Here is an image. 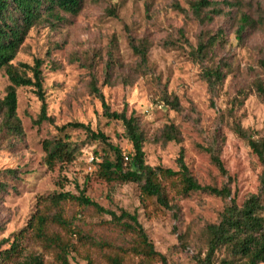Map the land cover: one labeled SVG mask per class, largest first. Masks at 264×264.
Returning <instances> with one entry per match:
<instances>
[{
    "label": "rangeland",
    "instance_id": "rangeland-1",
    "mask_svg": "<svg viewBox=\"0 0 264 264\" xmlns=\"http://www.w3.org/2000/svg\"><path fill=\"white\" fill-rule=\"evenodd\" d=\"M197 1L81 0L77 13L60 10L53 18L44 14L29 29L12 62L33 66L36 59L40 61L51 120L36 123L41 101L32 87L17 88L16 112L23 135L13 136L0 127V251L8 247L6 239L25 227L39 197L66 191L78 195L83 189L105 209L135 212L166 264H199L205 257V227L217 221L226 200L202 191L181 194L169 189L173 208L150 204L145 211L135 183L108 184L97 178V162L107 151L101 142L82 129L58 131L67 122H82L104 133L124 154L132 150L122 123L103 115L101 101L91 90L93 83L110 110L126 107L127 115L133 112L137 117L147 164L176 170L182 150L200 184L228 185L239 205L259 192L262 166L234 126L239 124L252 140H264V103L253 87L256 80L264 81L259 64L264 59V0H208L211 4L196 12ZM242 13L260 23L247 27L238 40ZM212 36L217 38L214 44L209 42ZM200 41L210 46L202 61L193 55ZM134 47L146 49L144 66ZM219 62L225 64L226 78L211 93L202 72ZM7 85L0 69V98ZM164 93L178 98L180 111L160 101ZM168 124L177 126L180 140L163 144L159 136ZM216 133L224 175L199 147L208 146ZM57 135L67 137L79 150L74 160L51 170L44 164L41 143ZM63 208L72 227L85 237H73L78 253L69 256L71 264H86V254L95 264H106L100 256L105 248L100 249L99 243L130 244L132 237L123 234L110 215L71 200ZM23 245L24 255L42 252L31 240ZM226 257L220 249L212 261L218 264ZM45 259L52 260L49 255ZM132 261L139 264L136 257Z\"/></svg>",
    "mask_w": 264,
    "mask_h": 264
},
{
    "label": "trees",
    "instance_id": "trees-1",
    "mask_svg": "<svg viewBox=\"0 0 264 264\" xmlns=\"http://www.w3.org/2000/svg\"><path fill=\"white\" fill-rule=\"evenodd\" d=\"M80 3L81 0H0V69L4 70L8 79L5 95L0 98V127L7 133L16 137L23 135L22 125L16 112V90L22 86L32 87L41 101L40 113L35 122L39 124L44 120H51L46 114L40 61L36 59L33 66L22 62L15 64L12 61L29 29L42 15L46 14L53 18L60 10L75 14L80 9ZM210 4L208 0H199L193 4V9L197 12ZM259 23L242 13L236 30L237 39H242L247 27H255ZM209 39H211L209 42L214 44L217 38L212 36ZM209 47L207 43L200 41L193 52L194 58L202 61ZM134 49L139 55L140 64L144 66L147 62L146 49L142 47H134ZM259 64L264 68V59H261ZM224 68L223 62L204 68L202 77L211 93H214L226 78ZM28 70L31 76L28 75ZM253 87L259 99L264 103V81L256 80ZM91 90L101 101L103 115L107 119L118 120L122 123L123 135L132 147L129 154H124L117 145L108 140L104 133L94 131L88 124L82 122H67L58 127L59 132H64L66 129H82L90 139L97 140L104 145L107 151L101 156L100 162H97L95 171L97 178L108 184L135 183L139 188L140 203L145 211H148L147 206L150 204L168 210L173 208L170 203L169 189H174L176 193L181 194L202 191L226 200L217 221L205 227L207 251L199 264H214L212 259L216 251L220 249L225 250L227 257L222 258L218 264L264 263V140L260 142L252 140L239 124L234 126V132L247 140L262 166L259 176V192L250 194L239 205L231 197V189L228 185L216 187L200 184L186 165L182 150L179 151L176 159V170L161 165L147 164L143 149L144 136L134 113L130 112L127 115L126 107H123L121 111L110 110L94 83ZM160 101L177 112L181 110L176 96L164 93ZM218 139L219 134L216 133L208 146L199 147L209 153L211 161L224 175L226 172L219 155ZM159 140L163 144L170 141L178 142L180 132L177 126L174 124L164 126ZM41 146L44 152V164L51 170L74 160L79 150L73 142L62 135L45 138ZM125 156L128 158L125 159ZM68 200L80 205L91 206L98 212L110 215L114 225L118 226L123 234L132 237L128 245L98 244L100 249L107 248L100 253L106 264H136L132 261L133 257L138 259L139 264L146 262L166 264V257L154 248L135 212L130 213L120 209L117 214L113 210L105 209L86 196L83 189L78 195L66 191L39 197L36 210L25 227L20 229L11 240H5L8 247L0 251V264H71L69 256L73 252L78 253L73 237L78 235L79 240H85V237L72 227L63 214V203ZM29 240L37 243L42 248V252L24 255L23 243ZM45 255L51 256L52 260L45 259ZM84 259L86 264H95L89 254H86Z\"/></svg>",
    "mask_w": 264,
    "mask_h": 264
},
{
    "label": "built area",
    "instance_id": "built-area-1",
    "mask_svg": "<svg viewBox=\"0 0 264 264\" xmlns=\"http://www.w3.org/2000/svg\"><path fill=\"white\" fill-rule=\"evenodd\" d=\"M128 157L127 156H125V159H127Z\"/></svg>",
    "mask_w": 264,
    "mask_h": 264
}]
</instances>
